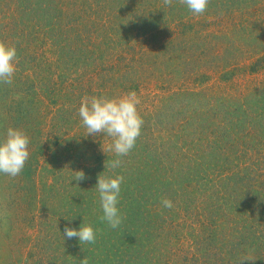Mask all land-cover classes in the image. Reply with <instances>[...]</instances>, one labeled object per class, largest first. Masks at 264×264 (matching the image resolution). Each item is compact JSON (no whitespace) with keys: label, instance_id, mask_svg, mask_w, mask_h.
Wrapping results in <instances>:
<instances>
[{"label":"rangeland","instance_id":"374dc122","mask_svg":"<svg viewBox=\"0 0 264 264\" xmlns=\"http://www.w3.org/2000/svg\"><path fill=\"white\" fill-rule=\"evenodd\" d=\"M0 264H264V0H0Z\"/></svg>","mask_w":264,"mask_h":264}]
</instances>
